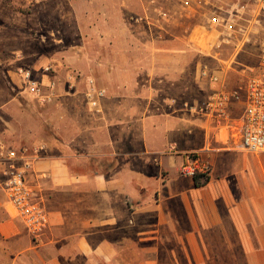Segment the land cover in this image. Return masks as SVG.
Here are the masks:
<instances>
[{
    "label": "crops",
    "instance_id": "1",
    "mask_svg": "<svg viewBox=\"0 0 264 264\" xmlns=\"http://www.w3.org/2000/svg\"><path fill=\"white\" fill-rule=\"evenodd\" d=\"M65 1L70 22L90 24L77 38H94L100 57L115 59L92 64L83 54L72 65L24 67L56 83L47 103L33 98L39 113L31 131L17 126L20 119L12 127L6 116L14 99L0 95V139L30 148L29 183L50 214L48 232L34 239L0 187V264H228L234 249L243 263L257 262L264 156L244 151L234 129L182 107L197 90L189 40L165 31L148 33L141 50L129 44L138 39L127 17L142 14L148 0ZM21 62L16 55L6 64L13 84L22 81ZM49 65L54 71L45 75ZM91 79L107 92L99 111L86 96ZM192 153L213 165L203 187L180 172Z\"/></svg>",
    "mask_w": 264,
    "mask_h": 264
},
{
    "label": "built area",
    "instance_id": "2",
    "mask_svg": "<svg viewBox=\"0 0 264 264\" xmlns=\"http://www.w3.org/2000/svg\"><path fill=\"white\" fill-rule=\"evenodd\" d=\"M207 11L216 15L207 16ZM133 20L146 23L151 31H159V36L177 26L180 20L194 21L193 27L186 28L187 32L183 34L192 47L197 48L203 38L215 33L217 39L212 47L217 46L219 50L223 44L237 42L233 44H236L238 53L252 28L259 26L264 30V0H148L144 3L143 13ZM246 21L250 26L244 29ZM53 71L49 65L44 74ZM20 75L28 95L41 103L49 101V92L56 88L55 82L46 85L30 68H23ZM199 77L207 86L206 98L202 102L185 101L182 107L207 118L217 129H234L240 135L244 151L264 154V46L257 72L239 89H229L227 71L216 70L209 64L201 66ZM106 94L95 80H89L86 96L92 109L99 111V101ZM237 110L239 116H236ZM31 152L30 148H14L0 139V187L29 234L34 239H42L50 227V214L29 183L34 168ZM212 171L209 159L192 153L187 155L180 172L183 177L207 184Z\"/></svg>",
    "mask_w": 264,
    "mask_h": 264
},
{
    "label": "rangeland",
    "instance_id": "3",
    "mask_svg": "<svg viewBox=\"0 0 264 264\" xmlns=\"http://www.w3.org/2000/svg\"><path fill=\"white\" fill-rule=\"evenodd\" d=\"M79 1L76 0V3L80 4ZM78 10L83 18L84 7L81 6ZM68 12H70V7L67 6L65 0H0V95L5 91L8 98L14 99L13 104L8 106L6 116L8 122L13 125L12 127L15 126L14 119L16 121L20 119L22 125L21 122L20 124L17 122V126L24 131H31L36 125L38 127V123L34 120L32 114L37 115L39 113L33 97L26 93L23 81L13 84L5 77L7 73L6 64L8 65V61L13 56H21L22 69L34 64L44 65L52 60L71 64L73 58L83 59L85 57L83 54L87 56L88 63L92 64H95L97 60L114 61L115 59L110 55L100 57L101 47L94 38L87 41L78 39L76 35L81 25L70 22ZM132 15L129 14L127 17V27L134 32L135 38L138 40L134 41V44H129L141 50L142 47H147V42L142 41V38L147 37L148 39L150 36L148 33L152 34V38H157L159 31H151L146 23H136L132 19ZM208 15L216 14L213 11L212 13L207 11ZM247 17L250 18V15L248 14ZM192 22L190 20H180L177 26L170 28V33L184 38L183 34L187 32L186 28L193 27ZM87 25L90 24H82V31ZM243 26L244 29H247L250 24L246 21ZM123 27L125 26L123 25ZM216 39L217 35L211 33V35L200 41L197 48H191L193 53L192 75L193 81L197 82V90L195 99L192 101L186 100L190 103L194 101L202 102L208 94L206 84L199 77L202 65L209 64L216 70H226L229 89L243 87L249 77L253 76L259 68L260 56L264 46L263 28L259 26L252 28L251 34L245 40L243 38L244 42L238 53L236 52V44H233L237 42L228 45L223 44L219 50L217 46L212 47ZM183 41L185 42V44L183 43L185 49H190L187 41ZM83 42L84 45H82ZM139 58L142 60V57ZM132 59L135 60L134 57ZM138 64L142 65L141 62H138ZM18 72L20 74L21 70ZM239 115L240 111L237 110L236 116ZM237 125L240 127L239 123ZM234 138L239 141L240 135L235 134ZM261 155L264 156V154ZM234 251L228 264H264V256L256 258L257 262L255 263H243L242 252L238 250V255L235 256Z\"/></svg>",
    "mask_w": 264,
    "mask_h": 264
},
{
    "label": "trees",
    "instance_id": "4",
    "mask_svg": "<svg viewBox=\"0 0 264 264\" xmlns=\"http://www.w3.org/2000/svg\"><path fill=\"white\" fill-rule=\"evenodd\" d=\"M195 183H196V186H197V187H203V186L206 185V184L201 183V182L198 181L197 179L195 180Z\"/></svg>",
    "mask_w": 264,
    "mask_h": 264
}]
</instances>
